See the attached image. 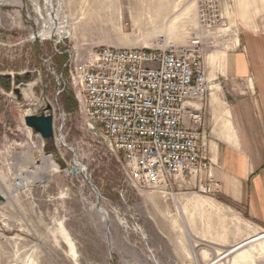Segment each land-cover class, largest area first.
Instances as JSON below:
<instances>
[{"label": "rangeland", "instance_id": "obj_1", "mask_svg": "<svg viewBox=\"0 0 264 264\" xmlns=\"http://www.w3.org/2000/svg\"><path fill=\"white\" fill-rule=\"evenodd\" d=\"M19 1L0 4V264H209L264 233L213 199V189L203 193L207 172L172 189L134 183L82 115L65 68L73 48L201 39L208 99L228 109L227 59L243 51L245 36L264 40V0ZM51 27L67 33L39 36ZM42 114L53 116L50 140L25 124ZM45 162L58 166L46 185L37 180ZM20 177L22 190L13 185ZM216 264H264V239Z\"/></svg>", "mask_w": 264, "mask_h": 264}, {"label": "built area", "instance_id": "obj_2", "mask_svg": "<svg viewBox=\"0 0 264 264\" xmlns=\"http://www.w3.org/2000/svg\"><path fill=\"white\" fill-rule=\"evenodd\" d=\"M67 54L79 110L122 155L134 183L172 189L178 178H203L209 169L204 141L211 88L201 39L187 46L160 42L92 53L73 48ZM22 180H14L16 189H23ZM202 187L203 193L213 191Z\"/></svg>", "mask_w": 264, "mask_h": 264}, {"label": "crops", "instance_id": "obj_3", "mask_svg": "<svg viewBox=\"0 0 264 264\" xmlns=\"http://www.w3.org/2000/svg\"><path fill=\"white\" fill-rule=\"evenodd\" d=\"M227 63L228 109L213 94L206 105L211 167L203 186L212 187L221 205L264 229L263 38L245 36L243 51L230 55Z\"/></svg>", "mask_w": 264, "mask_h": 264}, {"label": "bare ground", "instance_id": "obj_4", "mask_svg": "<svg viewBox=\"0 0 264 264\" xmlns=\"http://www.w3.org/2000/svg\"><path fill=\"white\" fill-rule=\"evenodd\" d=\"M2 2L7 3V2H10V1H8V0H6V1H2V0H0V4H1ZM10 3L15 4V5H18V6H21V2H20L19 0H17V1H13V0H12ZM47 4H48V3H47ZM48 23H50V22H48ZM63 29H64V28H62V27H58V28H52V27H51L49 30H47V31H42V33H39V36H48V37L50 38V37H54V36H56V35H60V34H62V33H67V32H64ZM32 86H33V85H32ZM32 86L30 85V88H32ZM30 88H29V90H27L28 92L31 91ZM25 93H26V92H25ZM25 93H24V95H25ZM26 95H27V94H26ZM31 158H32V156H31ZM42 168H43V169H42V176H41V178H39V179H37V180H39L40 182H42V184L46 185V184L48 183V175H49L50 173H52V172L58 170V166H57L56 164L54 165L53 162H45V164H44V166H43ZM30 175H31V174H30ZM31 176H32V175H31ZM31 176H30V177H31ZM34 177H35V176H34ZM28 178H29V177H28ZM37 178H38V177H37ZM34 180H36V179H34ZM22 182H23V180H22ZM25 182H26V184H27V183L29 182L28 179H26ZM1 190H2V189L0 188V191H1ZM2 192H3V191H1V194L3 195ZM262 239H264V233H263V234H260V235H257L256 237H254V238H252V239H249V240L245 241L244 243L240 244V245L237 246L236 248H230V249H228V250L225 251L221 256H219L217 259H215L214 261L210 262L209 264H216V263H218V261H220L222 258H225V257L231 256V255H234L235 253H237L238 251L244 249L245 247L249 246L250 244L255 243V242H257V241H259V240H262Z\"/></svg>", "mask_w": 264, "mask_h": 264}, {"label": "water", "instance_id": "obj_5", "mask_svg": "<svg viewBox=\"0 0 264 264\" xmlns=\"http://www.w3.org/2000/svg\"><path fill=\"white\" fill-rule=\"evenodd\" d=\"M50 108H48L49 110ZM26 127L34 130L39 136L45 140H50L54 138V129H53V116L42 114L37 115H27L25 118ZM4 200L3 195L0 191V203Z\"/></svg>", "mask_w": 264, "mask_h": 264}]
</instances>
